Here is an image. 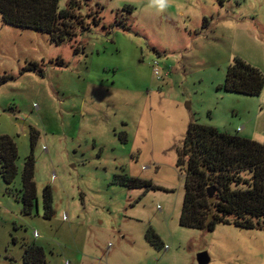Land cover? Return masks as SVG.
Masks as SVG:
<instances>
[{
	"label": "rangeland",
	"instance_id": "rangeland-1",
	"mask_svg": "<svg viewBox=\"0 0 264 264\" xmlns=\"http://www.w3.org/2000/svg\"><path fill=\"white\" fill-rule=\"evenodd\" d=\"M76 1V36L59 45L0 16V136L17 148L13 182L0 175V264H197L200 252L208 264H264V230L179 224L178 166L191 122L264 141V86L221 87L234 58L264 74V0H170L161 14L149 0ZM31 150L37 199L24 214Z\"/></svg>",
	"mask_w": 264,
	"mask_h": 264
},
{
	"label": "trees",
	"instance_id": "trees-1",
	"mask_svg": "<svg viewBox=\"0 0 264 264\" xmlns=\"http://www.w3.org/2000/svg\"><path fill=\"white\" fill-rule=\"evenodd\" d=\"M59 0H0V16L5 24L45 32L59 45L76 36L73 25L81 5L68 0L59 8ZM131 8V7H129ZM126 7L128 11L132 10ZM94 25L101 24L98 13H88ZM105 27L104 25H102ZM77 51V49H76ZM75 51V52H76ZM10 76H0V85ZM264 86V74L240 58L228 65L224 82L226 92L256 96ZM35 144L32 136L31 146ZM178 166L183 171V200L179 224L186 228L213 231L229 224L241 229L264 230V141L259 143L237 133L222 132L209 125L188 124ZM17 148L8 136H0V175L11 184L17 174ZM32 150L25 157L21 174L22 212L31 214L36 204L33 182ZM121 185L129 188H156L151 181L126 177ZM212 187L213 197H207ZM44 207L51 208V193H43ZM37 213V212H36ZM29 259L27 253L25 260Z\"/></svg>",
	"mask_w": 264,
	"mask_h": 264
},
{
	"label": "clouds",
	"instance_id": "clouds-1",
	"mask_svg": "<svg viewBox=\"0 0 264 264\" xmlns=\"http://www.w3.org/2000/svg\"><path fill=\"white\" fill-rule=\"evenodd\" d=\"M170 5V0H149V7L157 14L164 13Z\"/></svg>",
	"mask_w": 264,
	"mask_h": 264
},
{
	"label": "water",
	"instance_id": "water-1",
	"mask_svg": "<svg viewBox=\"0 0 264 264\" xmlns=\"http://www.w3.org/2000/svg\"><path fill=\"white\" fill-rule=\"evenodd\" d=\"M207 197L212 198L214 190L212 187H209L207 189ZM196 263L197 264H208L209 263V257L206 252H200L196 255Z\"/></svg>",
	"mask_w": 264,
	"mask_h": 264
},
{
	"label": "built area",
	"instance_id": "built-area-1",
	"mask_svg": "<svg viewBox=\"0 0 264 264\" xmlns=\"http://www.w3.org/2000/svg\"><path fill=\"white\" fill-rule=\"evenodd\" d=\"M153 70H154V75L157 76L159 74V70H158V67H157V63H155V65L153 67Z\"/></svg>",
	"mask_w": 264,
	"mask_h": 264
}]
</instances>
